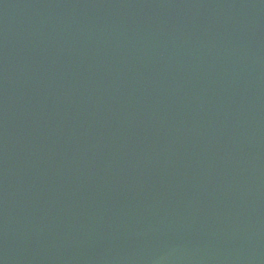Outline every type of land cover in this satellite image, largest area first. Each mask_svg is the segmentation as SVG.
Listing matches in <instances>:
<instances>
[{
	"label": "water",
	"instance_id": "water-1",
	"mask_svg": "<svg viewBox=\"0 0 264 264\" xmlns=\"http://www.w3.org/2000/svg\"><path fill=\"white\" fill-rule=\"evenodd\" d=\"M0 264H264V0H0Z\"/></svg>",
	"mask_w": 264,
	"mask_h": 264
}]
</instances>
